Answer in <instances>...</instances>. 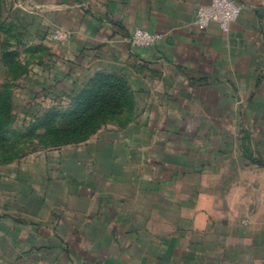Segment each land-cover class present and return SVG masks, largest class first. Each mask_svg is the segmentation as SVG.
I'll return each mask as SVG.
<instances>
[{"label":"crops","instance_id":"crops-1","mask_svg":"<svg viewBox=\"0 0 264 264\" xmlns=\"http://www.w3.org/2000/svg\"><path fill=\"white\" fill-rule=\"evenodd\" d=\"M211 1L29 0L69 35L34 93L66 99L112 67L148 101L0 168V264H264V0H235L227 32L197 27ZM136 29L163 39L133 48Z\"/></svg>","mask_w":264,"mask_h":264},{"label":"rangeland","instance_id":"rangeland-1","mask_svg":"<svg viewBox=\"0 0 264 264\" xmlns=\"http://www.w3.org/2000/svg\"><path fill=\"white\" fill-rule=\"evenodd\" d=\"M30 6L0 0V168L84 143L112 122L140 120L148 101L126 79L129 69L112 67L69 98L34 93L38 80L61 67L65 41Z\"/></svg>","mask_w":264,"mask_h":264},{"label":"built area","instance_id":"built-area-1","mask_svg":"<svg viewBox=\"0 0 264 264\" xmlns=\"http://www.w3.org/2000/svg\"><path fill=\"white\" fill-rule=\"evenodd\" d=\"M243 5L235 0H212L207 6L199 8L196 25L200 29H205L210 24L216 23L221 29L227 32L232 23L236 22L241 16ZM59 40L67 41L69 35L65 32L58 31L55 33ZM163 36L153 34L143 29H136L131 36L130 44L133 48L148 49L157 46Z\"/></svg>","mask_w":264,"mask_h":264}]
</instances>
